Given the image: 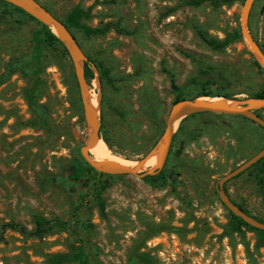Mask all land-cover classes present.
I'll return each mask as SVG.
<instances>
[{"label":"rangeland","instance_id":"obj_1","mask_svg":"<svg viewBox=\"0 0 264 264\" xmlns=\"http://www.w3.org/2000/svg\"><path fill=\"white\" fill-rule=\"evenodd\" d=\"M33 1L62 21L76 6L92 8L86 25L113 22L132 32L111 30L104 37L87 38L72 31L82 64L99 60L111 71L113 83L107 84L95 68L89 86L90 95L95 91L101 98V141L122 162L144 164L139 172L152 169L146 160L161 150L176 97L172 78L186 99L208 92L210 96L199 99L232 105L247 104L264 85V68H257L258 57L243 37L215 51L195 29L200 26L223 40L241 29L246 0L219 9L191 7L186 0ZM5 11L10 16L0 22V79L10 62L22 69L0 80V233L9 222L33 231L34 215L67 224L54 226L44 238L7 230L0 264H45L48 254L59 253L68 256L64 264H141L140 253L160 264H264L256 233L235 223L217 192L220 179L264 148L258 124L242 116L191 115L175 128L163 181L106 174L96 194L93 177L72 180L73 162L81 160V148L93 130L69 52L61 42L42 59L39 103L48 112V124L42 127L26 100L32 86L33 32L40 24L0 4V15ZM249 30L264 50V0L255 1ZM211 68L217 71L201 73ZM258 110L264 119V107ZM103 158L104 165L112 164ZM260 169L252 167L231 179L226 190L250 216L264 222ZM94 193L98 199L92 210L85 206L77 212L81 197L89 201Z\"/></svg>","mask_w":264,"mask_h":264},{"label":"trees","instance_id":"obj_2","mask_svg":"<svg viewBox=\"0 0 264 264\" xmlns=\"http://www.w3.org/2000/svg\"><path fill=\"white\" fill-rule=\"evenodd\" d=\"M240 0H186V5L191 7H200L205 4H209L214 9H219L222 6H232L236 2ZM258 1V0H256ZM0 4H3L4 6H10L13 7L15 10L25 13L19 8H16L15 6L0 0ZM47 10H49L47 7H44ZM50 11V10H49ZM28 17H30L32 20H36L32 16L25 13ZM10 16V14L5 11L0 15V22L7 19V17ZM93 18L92 15V8L85 9L82 6H76L74 7L71 12L67 15L65 20L63 21L65 25L68 27V29L72 31H77L83 34L85 37H104L106 36L111 30L115 31L118 34H124V35H131L132 32L128 29L121 28L119 24L108 22L103 26L100 27H90L84 23V21H89ZM40 29L33 32V41H34V48H33V63H31V66L29 65L30 70V76L32 78V86L27 89L26 91V100L28 105L30 106L31 111L34 114L38 115V123L44 127L48 124V118H47V110L46 107L39 103V97L41 94V79L38 77L39 73L44 68V63H42V59H45L46 51L49 50L50 47H53L54 45L62 46L61 41L59 38L53 33L52 29L42 23H40ZM197 34L199 37L213 50L220 51L224 48L228 47L229 45L239 41L242 39V32L241 29L235 30L233 33H228L223 40L211 36L206 30H204L200 26L195 27ZM263 50V49H262ZM264 52V50H263ZM255 65L258 69L262 70V66L258 63V61L255 62ZM85 67V76L86 80L91 86L92 81L95 79V68L97 69L100 79L102 82H106L107 84H112L113 79L111 77V71L110 68L106 66V64L103 61L99 60H87L84 64ZM22 66L17 62H10L7 66L6 72L4 75H2L0 80H4V78L9 77L13 73H16L18 70H21ZM212 71L216 72V68H211L206 72L205 70H201V73L204 75H212ZM3 78V79H2ZM210 78V77H209ZM210 80H208L209 82ZM172 89L174 93L176 94V97L174 99V104L178 103L183 100H187L184 98L181 94L180 88L176 85V82L174 78H172L171 81ZM210 96V93L204 92L201 93L198 97L192 98L191 100H197L202 97H208ZM229 98V97H225ZM254 98H264V85L258 90V92L255 94ZM258 115L262 117L260 114V111L257 109L255 111ZM245 118V117H243ZM246 119V118H245ZM251 121V120H250ZM261 129L264 130L263 127L258 125ZM107 144H109V141L105 140ZM261 166V172H264V158L260 160L258 163H256L252 167ZM74 167V173L72 176L73 181H81L89 177H93L94 184H95V193L98 194V191L100 190V186L102 185L101 177L106 175L103 173H98L95 169H93L82 157L80 159H76L73 162ZM251 167V168H252ZM245 173V172H244ZM166 178V175L164 174V170H162L161 173H159L156 176H148L144 180H150L153 182H161ZM258 182L261 186L264 188V178L259 177ZM94 193V195H95ZM93 195V196H94ZM88 196L81 197V203L77 206L76 211H80V209L84 208L85 206H88L90 210H92L94 206V202L96 199H98L97 195L92 198V200L88 201ZM89 204V205H87ZM239 206V205H238ZM240 207V206H239ZM242 208V207H241ZM248 215H250L246 210H244ZM76 212V214H77ZM231 216L235 223L238 226L247 227L252 232H255L257 235V243L256 248H264V231L259 230L256 228H253L252 226L248 225L245 221H243L241 218L234 215L232 212ZM75 214V215H76ZM34 221V230L33 231H27L24 227H22L20 224L15 222H9L2 226V232L0 233V243L5 240L4 233L7 230L20 232L24 236H33L35 238H44L47 235H49L54 226L61 225L64 227L67 223L66 222H60L54 219H46L44 217H41L39 215H34L33 217ZM264 223V222H263ZM139 261L141 264H160L158 260L147 253H140L139 255ZM68 262V256L63 253L59 254H48L46 257L45 264H64Z\"/></svg>","mask_w":264,"mask_h":264},{"label":"water","instance_id":"obj_3","mask_svg":"<svg viewBox=\"0 0 264 264\" xmlns=\"http://www.w3.org/2000/svg\"><path fill=\"white\" fill-rule=\"evenodd\" d=\"M16 8L21 9L28 15L32 16L42 24L50 27L53 33L59 38L74 63L78 86L80 88L81 103L88 124L92 127L93 133L89 141L81 148V155L84 160L98 173L103 174H126L132 175L140 180L148 176H156L162 172L168 159L172 141L175 135V128L178 123L194 114L214 113L221 115H234L245 117L252 122L264 128V119L255 111L264 107V98H252L244 105H232L220 101L207 102L201 99L183 100L173 104L166 122V128L162 137V146L159 152L157 162L149 171L138 172L122 164L99 165L91 155V151L101 141V119L99 113L89 104L90 97L89 84L85 76V67L82 64V52L73 33L68 29L65 23L60 20L51 11L47 10L33 0H3ZM256 0H246L244 9L241 14V32L242 37L248 42L252 52L258 57V63L264 68V52L259 44L254 40L249 30L250 13ZM264 158V148L261 149L251 159L241 166L225 175L218 181L217 191L222 204L234 215L241 218L253 228L264 231V223L248 215L243 208L239 207L225 192V185L235 177L243 174L256 163Z\"/></svg>","mask_w":264,"mask_h":264},{"label":"bare ground","instance_id":"obj_4","mask_svg":"<svg viewBox=\"0 0 264 264\" xmlns=\"http://www.w3.org/2000/svg\"><path fill=\"white\" fill-rule=\"evenodd\" d=\"M205 101L212 102L214 100H205ZM88 102L97 112L100 110L101 98H100V95L97 92H95V91L91 92V95L88 98ZM222 103H225V104H228L229 106H232V103L228 102L227 100H226V102H222ZM91 153L95 157V160H96V162L99 165L104 164V161L102 160L103 157L107 158L108 161H110L113 164H120V163H117V162H122L120 158H117V157L109 154L108 148H107L106 144L103 141H99V143L91 151ZM158 155H159V152H157L153 156H150L146 160V163L149 164V165L154 166L156 164V162H157ZM122 163L125 166H128V167H130L133 170L138 171V172L141 171V169L144 166V164H141V163H138V162H133V161H125V162L123 161Z\"/></svg>","mask_w":264,"mask_h":264},{"label":"flooded vegetation","instance_id":"obj_5","mask_svg":"<svg viewBox=\"0 0 264 264\" xmlns=\"http://www.w3.org/2000/svg\"><path fill=\"white\" fill-rule=\"evenodd\" d=\"M246 119H247V118H246ZM248 120H249V119H248ZM224 189H225V192L227 193V195L229 196L228 191L226 190V189H227V184L225 185ZM217 192H218V191H217Z\"/></svg>","mask_w":264,"mask_h":264}]
</instances>
